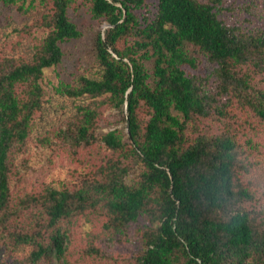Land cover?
<instances>
[{"label":"trees","instance_id":"trees-1","mask_svg":"<svg viewBox=\"0 0 264 264\" xmlns=\"http://www.w3.org/2000/svg\"><path fill=\"white\" fill-rule=\"evenodd\" d=\"M28 1L49 8L41 23L48 33L30 59L0 58V243L31 245L23 264H71L75 218L96 211L102 226L86 232L80 248L91 264H264V218L244 206L254 198L242 176L255 144L241 139L252 117L264 123V86L254 82L264 74V27L228 22L222 12L234 8L226 0H156L143 16L138 11L151 0H90L92 17L109 24L95 40L100 76L53 87L90 100L56 134L76 147L101 140L130 162L119 154L78 186L37 191L13 186V153L23 151L43 109L45 69L82 31L69 15L77 0L0 3ZM258 1L249 9L264 6ZM195 51L215 65L211 72L194 71ZM105 105L125 113L126 139L117 129L98 134ZM208 118L219 131L202 128ZM136 164L143 170L129 181ZM107 239L137 241L139 250L115 258L103 248Z\"/></svg>","mask_w":264,"mask_h":264},{"label":"rangeland","instance_id":"rangeland-1","mask_svg":"<svg viewBox=\"0 0 264 264\" xmlns=\"http://www.w3.org/2000/svg\"><path fill=\"white\" fill-rule=\"evenodd\" d=\"M156 2V0H151L147 7L138 11V14L143 16L150 10L153 13ZM251 2L252 0H226V6L234 9L229 11L226 9L222 14L228 22L240 25L245 30L263 28L264 6L249 9L251 5L248 4ZM257 2L261 1L257 0ZM28 4L29 1L24 7L19 8L21 2L18 4L0 3V58L23 56L30 59L34 53V45L41 42L47 35L48 29L41 23L49 8L38 1L31 8H28ZM74 6L70 7L69 15L82 31V36L62 42L64 52L62 61L58 65L45 69L43 85L47 93L43 109L35 119L33 131L23 151L13 153V162L19 173L13 175L12 184L17 188L19 183L24 186L32 185L37 188V191L44 190L48 186L57 188L65 185L78 186L88 175L93 177L90 174L91 171L98 170L101 165H106L108 160L118 158L119 154L122 159L124 158L125 163L130 162L129 157L123 156V152L112 151L101 140L93 145L76 147L65 139L57 137L58 128L67 127L66 125L77 112V106L80 103H88L90 100L60 95L53 87L58 85L60 80L75 84L78 76L82 74L100 76V68L95 59V40L99 31H104L109 26L105 20L92 17L90 0H77ZM195 54L199 55V68L195 69V72L204 74L215 68L207 57L197 51ZM254 82L260 87L264 86V74L257 75ZM101 112L98 134L102 135L109 130L117 129L126 139L128 128L125 113L109 105H105ZM251 119L253 123L247 125L241 139L244 143L248 137H251L255 147L246 151L249 170L243 173L242 178L245 185L254 193V198L246 200L244 206L253 214L264 218V123L258 118L252 117ZM202 126L209 131L217 132L220 130L221 123L216 122V119L208 118L203 119ZM189 127V135L197 132L193 129V122L189 123ZM142 170V164L134 165L129 172L128 180L134 181ZM88 215V217H76L75 226H72V251L68 254L71 264L92 263L91 258L85 259L80 253V248L86 244L82 236L94 230V227H101L102 219L96 211H89ZM139 224H145L144 217L140 219ZM106 241L102 243L104 250L115 258L120 259L125 255L133 256L139 250L137 241L134 244L119 242L117 239ZM31 249V245L12 248L11 243L2 242L0 243V264H23ZM42 264H47V262L42 260ZM119 264L124 263L120 261Z\"/></svg>","mask_w":264,"mask_h":264},{"label":"water","instance_id":"water-1","mask_svg":"<svg viewBox=\"0 0 264 264\" xmlns=\"http://www.w3.org/2000/svg\"><path fill=\"white\" fill-rule=\"evenodd\" d=\"M129 123V122H128Z\"/></svg>","mask_w":264,"mask_h":264}]
</instances>
